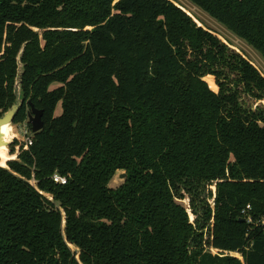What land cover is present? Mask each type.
Returning <instances> with one entry per match:
<instances>
[{"label":"trees","instance_id":"1","mask_svg":"<svg viewBox=\"0 0 264 264\" xmlns=\"http://www.w3.org/2000/svg\"><path fill=\"white\" fill-rule=\"evenodd\" d=\"M190 1L264 57V0ZM263 100L174 0H0V264H264Z\"/></svg>","mask_w":264,"mask_h":264},{"label":"rangeland","instance_id":"2","mask_svg":"<svg viewBox=\"0 0 264 264\" xmlns=\"http://www.w3.org/2000/svg\"><path fill=\"white\" fill-rule=\"evenodd\" d=\"M176 3L184 7L187 11L192 14L194 19L198 22L201 23V25L205 26L206 28L210 29L211 31L215 32L218 36H220L225 42H227L232 48L236 49L237 51H240L243 53L249 60H251L257 68L264 74V57L262 54L255 49L253 46H251L248 42L245 40L239 38L236 36L234 33H232L230 30L227 29L223 24H221L218 20L213 18L209 13H207L205 10L202 8L198 7L194 3H192L190 0H174ZM207 81L210 83L212 87L215 89H218L217 85L214 82V78L212 76L206 77ZM59 83H55L52 85L53 87L59 86ZM19 90V88H18ZM21 97V94H20ZM22 98L18 100V103H20ZM248 101V104H253L256 106V103L260 102H255V100L246 98ZM264 104V100L261 101ZM18 105V104H17ZM16 105V106H17ZM62 112V105L61 102L57 105L56 108V114H60ZM13 113V112H12ZM11 112H8L4 115V119L10 120L12 116ZM124 171H118L116 175L111 179L110 181V186L111 187H117L121 183L124 182V178L122 176V173ZM211 188L215 189V186H211ZM184 203L186 206H189V200L185 199ZM190 210V209H189ZM191 212V211H190ZM191 219H194V215L191 213ZM209 237V234H206V238ZM74 247V246H72Z\"/></svg>","mask_w":264,"mask_h":264},{"label":"built area","instance_id":"3","mask_svg":"<svg viewBox=\"0 0 264 264\" xmlns=\"http://www.w3.org/2000/svg\"><path fill=\"white\" fill-rule=\"evenodd\" d=\"M19 130H20V133L22 134V136L24 137V140L28 144V146L31 145L33 143V139H32V132L33 131H32V129H30L28 123L23 122L22 124H20ZM54 180L57 182L65 184L67 182V177L61 176L58 173H56L54 175ZM250 210H251V206L247 205V208L243 210V214H244V216L248 222H253L252 215L249 213ZM260 222L264 224V218L260 219ZM257 223H259V222H257Z\"/></svg>","mask_w":264,"mask_h":264},{"label":"water","instance_id":"4","mask_svg":"<svg viewBox=\"0 0 264 264\" xmlns=\"http://www.w3.org/2000/svg\"><path fill=\"white\" fill-rule=\"evenodd\" d=\"M29 103L31 105V110L29 112V117H28L29 122L32 125V131L37 132L44 127V120H43L44 111L43 109L36 107L35 104L32 103L31 101H29ZM126 175L127 174L124 171L122 173V176L126 177ZM242 220H244V218Z\"/></svg>","mask_w":264,"mask_h":264}]
</instances>
